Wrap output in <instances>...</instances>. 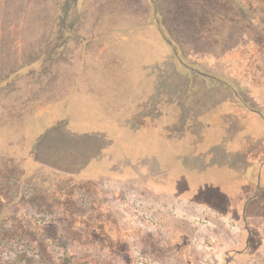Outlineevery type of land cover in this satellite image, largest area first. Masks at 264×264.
Returning <instances> with one entry per match:
<instances>
[{
	"label": "rangeland",
	"instance_id": "1",
	"mask_svg": "<svg viewBox=\"0 0 264 264\" xmlns=\"http://www.w3.org/2000/svg\"><path fill=\"white\" fill-rule=\"evenodd\" d=\"M189 1L0 0V264H264V45Z\"/></svg>",
	"mask_w": 264,
	"mask_h": 264
},
{
	"label": "trees",
	"instance_id": "2",
	"mask_svg": "<svg viewBox=\"0 0 264 264\" xmlns=\"http://www.w3.org/2000/svg\"><path fill=\"white\" fill-rule=\"evenodd\" d=\"M199 1L203 3V9L198 8L197 3ZM241 1L242 0H193L189 2L196 6L195 9L192 10V17L197 19L201 24L203 23L202 26L206 25L207 35L215 27H219L220 25L224 26V24L227 23L228 25L234 26L235 22H238L239 25L243 21L252 29L258 44L264 45V0H243L245 7L241 4ZM248 5L252 6V17H249V11L247 10ZM258 161L259 159H257V156L252 154V159L249 158L247 165L250 168L252 167V170H257ZM257 181H260L259 176ZM65 200L66 202L64 205L66 211L77 208L72 195H67ZM3 220L4 219H0V226H3ZM98 230L102 232H99V234L96 233V241L109 244L105 228L100 227Z\"/></svg>",
	"mask_w": 264,
	"mask_h": 264
}]
</instances>
